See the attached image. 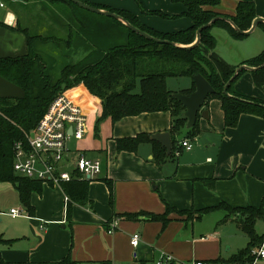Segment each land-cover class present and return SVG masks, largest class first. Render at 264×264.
<instances>
[{
    "label": "crops",
    "instance_id": "0c3cea01",
    "mask_svg": "<svg viewBox=\"0 0 264 264\" xmlns=\"http://www.w3.org/2000/svg\"><path fill=\"white\" fill-rule=\"evenodd\" d=\"M88 1L128 10L159 32L181 31L192 25L184 14L185 5L173 0ZM240 1L254 2L257 17L264 19V0H220L216 7L209 9L235 15ZM9 7L11 11L0 18V57L28 54V36L18 25L40 35H55L54 28H59L62 34L57 37L58 49H62L63 43L67 49L63 56L51 43L52 50L57 51L55 57L67 61L80 60L92 50L124 41L125 33L118 24L81 6L77 9L52 0H8L7 7L0 9ZM143 8L163 12L167 17L145 13ZM42 19L45 26L40 27ZM212 32L218 41L216 53L233 65L264 49V32L258 26L243 39H233L219 28ZM180 84L175 92L192 86V82ZM233 90L264 100V86L255 84L250 70L241 75ZM79 99L88 117V131L83 139L76 141L67 169H74L77 152L101 160V173L90 180L89 201L74 204L68 217L62 186L43 184L41 193L31 194L34 206L31 213L14 185L0 181V221L2 216L9 215L14 223L0 235V262H55L70 255L80 264H155L167 253L174 257L173 264L196 259L219 264L215 260L227 259L247 246L248 238L237 222L239 216L219 224L227 214L223 208L208 213L200 211L216 208L222 202L233 208L261 206L264 201L263 117L242 114L237 126L227 127L221 101L211 99L203 106L208 113L198 114V135L173 137L170 112H144L115 123L111 117L99 121L103 111L101 102L84 90ZM158 132L170 134L171 152L152 137L140 143L135 151L118 150V139L143 133L152 136ZM184 139L192 143L191 150L181 145ZM175 145L177 149L171 155ZM160 147L166 148L169 158L158 164L155 155ZM105 178L113 184V204ZM8 198H11L6 205L9 210L17 208L22 216L13 217L9 210H1L2 200ZM165 202L180 211L193 212L194 217L187 219L172 212L165 226L145 215L135 219L126 217L137 212L164 214ZM207 216H213V226L198 230V223ZM256 230L264 234V218L256 221ZM135 233L141 235L136 247L131 244Z\"/></svg>",
    "mask_w": 264,
    "mask_h": 264
},
{
    "label": "trees",
    "instance_id": "16d2710c",
    "mask_svg": "<svg viewBox=\"0 0 264 264\" xmlns=\"http://www.w3.org/2000/svg\"><path fill=\"white\" fill-rule=\"evenodd\" d=\"M64 2L77 9L79 5L69 0H52ZM101 9L109 10L121 15L131 24L152 36L175 42H156L147 39L129 29L121 21L109 17L118 24L124 31V41L112 44L102 50H92L84 58L75 62L63 64L58 76L51 71L52 65L46 64V54L38 50L39 44L53 43L55 49L64 56V49H58L60 39L55 35L35 34L28 28L18 25L28 36L30 49L28 54L17 57H0V76L16 84L25 90V97L0 98V181L11 182L20 194L21 200L29 212L34 211L31 203V194L35 191L41 193L43 183L40 180L19 175L13 168L14 144L17 141H26V134L30 133L45 114L52 101L64 90L82 84V89L89 96L100 101L103 107L99 121L111 117L115 123L127 116L139 115L144 112H170L172 116L171 133L174 135L185 134L186 137L198 135V118L196 124L189 130L186 129L187 117L185 107L173 95L174 90L170 89L168 79L172 77H190L192 86L181 91L190 94L196 89L193 77L201 74L212 85L215 92L206 100V105L211 99H219L224 112L225 125L235 127L239 123L242 114H251L264 118V100L243 95L233 90L234 84L243 73L242 70L232 81L228 92L224 93L226 83L242 65L257 67L264 63V49L258 55L251 57L241 64L233 65L224 60L216 53L217 38L213 29L219 28L229 34L233 39H243L244 35L226 20L218 19L212 26L204 29L201 34V41L194 47H187L196 40V32L199 27L210 22L218 16L230 18L241 30L247 31L251 28L253 21L257 18L256 6L251 1H240L235 15H225L209 9L216 7L220 0H173L185 5L184 14L192 21L191 27L176 32H159L143 24L132 12L123 9L92 3L88 0H81ZM148 14L167 17L160 11H148ZM2 22H0V25ZM258 27L264 32V22ZM54 49V50H55ZM54 59L56 57L54 56ZM60 59V58H59ZM59 60H55L58 63ZM257 86H264V68L250 71ZM150 134H138L136 137L118 139V150L135 151L138 145L150 140ZM153 143H155L153 141ZM176 145L173 153L176 151ZM166 148H158L155 160L158 164L163 163L169 157L166 155ZM75 178L61 184L67 201V214L71 215L74 204H86L89 201L90 180L81 179L82 174L74 172ZM113 204V184L105 178ZM166 203L164 214L150 212H137L126 214L128 219L138 218L145 215L147 219L159 220L163 225L169 222L168 215L172 212L187 213ZM223 208L226 212H240L237 219L240 229L248 238L245 248L232 254L229 258H218L219 264H247L254 259L253 249L260 248L264 243V234L256 230V221L264 218V201L259 208L240 207L233 208L222 202L216 208H207L200 213H208L215 209ZM235 215L228 213L219 222L225 223ZM201 217V214L198 215ZM3 262H0L2 264ZM28 264H80L73 260L70 255L55 262H29Z\"/></svg>",
    "mask_w": 264,
    "mask_h": 264
},
{
    "label": "built area",
    "instance_id": "2783aa9c",
    "mask_svg": "<svg viewBox=\"0 0 264 264\" xmlns=\"http://www.w3.org/2000/svg\"><path fill=\"white\" fill-rule=\"evenodd\" d=\"M8 0H0V8L7 7ZM82 85V84H80ZM82 88L62 92L49 105L36 127L26 134V141L20 140L14 144L13 168L19 175L40 180L43 184L60 186L63 182L75 178L74 172L82 174L81 179L92 180L102 171V162L99 159L88 158L82 152H77L74 169H67L73 155L70 142L81 140L88 131V117L84 112L79 99ZM181 145L191 150L193 145L184 139ZM68 201V198H66ZM9 213L13 217L22 216L17 208H12ZM141 241L139 233L133 234L131 244L138 246ZM253 261L247 264H257L264 259V243L260 248L252 251ZM174 257L164 253L155 264H173ZM2 264H13L3 262ZM181 264H211L206 260H191Z\"/></svg>",
    "mask_w": 264,
    "mask_h": 264
},
{
    "label": "water",
    "instance_id": "95a60500",
    "mask_svg": "<svg viewBox=\"0 0 264 264\" xmlns=\"http://www.w3.org/2000/svg\"><path fill=\"white\" fill-rule=\"evenodd\" d=\"M69 1L81 6L87 10H90L92 12L117 19V20L121 21L123 24H125L132 31L140 34L141 36H143L147 39H150V40H153L156 42L170 43L172 45H177L175 42L158 39V38L152 36L151 34L141 30L140 28H137L136 26L131 24L129 21H127L125 18H123L121 15H119L115 12L98 8V7L93 6L91 4H87L81 0H69ZM218 19H224V20L228 21L235 28L236 31H238L239 33L244 34V35L251 34L260 22H264L263 18L257 17L253 21L251 28L247 31H244V30L239 29V27L230 18L224 17V16H218V17L212 19L210 22L199 27L197 32H196V40L192 44L188 45L187 47H194V46L198 45L201 41V34H202L203 30L212 26ZM262 68H264V63L261 64L260 66H257V67H251V66H248L245 64L240 65L237 68L234 75L231 77V79L226 83L225 88H224V93L227 95H231L228 92L229 86L231 85L232 81L238 76V74L242 70L246 69V70L253 71V70L262 69ZM193 80H194V83L196 85V89L192 93L184 94L181 92H177V93L173 94L175 96V98H177L185 107V116L188 119V122L186 124L187 130L191 129L196 124L199 113H201L202 116H205V114L208 113L207 110L203 109V106H204L207 98L209 97V95H211L215 92L212 85L201 74L194 75ZM25 94L26 93H25V90L23 88L17 86L16 84H14V83L10 82L9 80L0 76V98H2V99H6V98L22 99L25 97ZM151 137L153 139H156V140H159L160 142H162V144L167 148V150L171 152L172 140H171L170 134L168 132H158V133L153 134Z\"/></svg>",
    "mask_w": 264,
    "mask_h": 264
},
{
    "label": "rangeland",
    "instance_id": "374dc122",
    "mask_svg": "<svg viewBox=\"0 0 264 264\" xmlns=\"http://www.w3.org/2000/svg\"><path fill=\"white\" fill-rule=\"evenodd\" d=\"M81 8V7H79ZM87 10V9H86ZM7 11H11L10 10V7L7 8V9H0V18H3L5 14H7ZM35 23V21H34ZM45 26L44 25V19L41 20V25L40 27H43ZM218 29V28H215L214 31ZM55 34V36L57 37H60L59 35L62 34L61 30L59 28H54L53 32ZM62 49H64V52L66 51L65 49H67L66 47V44L63 43L62 45ZM38 50L45 53L46 54V64L47 65H52V68H51V71L53 72L54 76H58L57 74L59 73L60 69L63 67L62 65L67 63L68 62H75L77 61L78 59L74 58V59H59L58 57H56L58 61V63H55V60L54 59V56H57L55 55V53H57V51L54 53V51L52 50V44L51 43H46V44H39L38 45ZM59 55V54H58ZM182 82H192V79L190 77H172V78H169L168 79V85L170 87V89L174 90L176 87H178L179 85H181L180 83ZM78 87H80V84L77 85ZM77 86H74L70 89H66L64 90L63 92H67V91H70V90H74ZM91 99V98H90ZM76 140L74 139L73 142L71 141L70 142V147L72 150H75V146H76ZM76 155V154H75ZM73 156V155H72ZM77 157V155H76ZM11 198H8V200L6 199H3L2 201V204L3 206L1 205V210H9V206H6V205H9L11 201H9ZM228 213H231L235 216H240V212H235V213H232V211H227V214ZM180 215L186 217L187 219H191L194 217V213L193 212H187V213H179ZM13 221L12 219L9 217V215H4L2 216V220L0 221V235L6 230V228L10 227L11 225H13ZM259 224H262V223H259ZM213 226V216H207V217H203L202 221L200 223H198V230H207L209 228H211ZM258 229V227H257ZM204 233H207L206 231H204ZM257 264H264V260H259L257 262Z\"/></svg>",
    "mask_w": 264,
    "mask_h": 264
}]
</instances>
